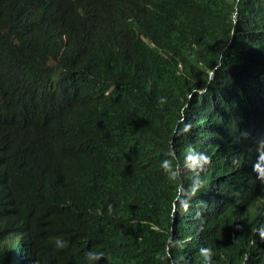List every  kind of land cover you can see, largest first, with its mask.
Returning <instances> with one entry per match:
<instances>
[{"label": "trees", "instance_id": "obj_1", "mask_svg": "<svg viewBox=\"0 0 264 264\" xmlns=\"http://www.w3.org/2000/svg\"><path fill=\"white\" fill-rule=\"evenodd\" d=\"M237 2L0 0V264H264V0Z\"/></svg>", "mask_w": 264, "mask_h": 264}, {"label": "rangeland", "instance_id": "obj_2", "mask_svg": "<svg viewBox=\"0 0 264 264\" xmlns=\"http://www.w3.org/2000/svg\"><path fill=\"white\" fill-rule=\"evenodd\" d=\"M239 56H236L235 58L237 59V58H239ZM263 61L264 60H263V57H262V66H261V64L249 63V65H248L249 68H251V69L255 68V69H253V74H256V72H257L258 69H260V70L263 71ZM219 66H220V63L216 66V68H218Z\"/></svg>", "mask_w": 264, "mask_h": 264}, {"label": "clouds", "instance_id": "obj_3", "mask_svg": "<svg viewBox=\"0 0 264 264\" xmlns=\"http://www.w3.org/2000/svg\"><path fill=\"white\" fill-rule=\"evenodd\" d=\"M236 8H237V6H236ZM211 74H212V75H211ZM210 75L213 77V76H214V71H212V72L210 73ZM87 255L89 256V258H92V259H98L99 256L102 255V253H92V252H90V253H88Z\"/></svg>", "mask_w": 264, "mask_h": 264}, {"label": "bare ground", "instance_id": "obj_4", "mask_svg": "<svg viewBox=\"0 0 264 264\" xmlns=\"http://www.w3.org/2000/svg\"><path fill=\"white\" fill-rule=\"evenodd\" d=\"M239 1H240V0H238V2H237V5H236V6H238V5H239ZM237 14H238V12H236V13L234 14V18H236V17H237ZM259 64H261V66H262V62H261V63H259ZM183 120H184V119L182 118V119H181V121H183ZM251 121H252V119H251ZM254 122H255V120H254ZM255 124H256V123H255ZM257 126H258V125H257ZM258 127H259V126H258ZM258 127H257V128H258ZM262 166H263V165H262ZM263 167H264V166H263Z\"/></svg>", "mask_w": 264, "mask_h": 264}, {"label": "water", "instance_id": "obj_5", "mask_svg": "<svg viewBox=\"0 0 264 264\" xmlns=\"http://www.w3.org/2000/svg\"><path fill=\"white\" fill-rule=\"evenodd\" d=\"M212 75V74H211Z\"/></svg>", "mask_w": 264, "mask_h": 264}]
</instances>
